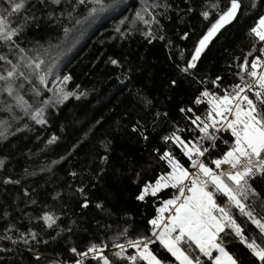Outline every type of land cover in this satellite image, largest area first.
Returning <instances> with one entry per match:
<instances>
[{"label": "trees", "instance_id": "16d2710c", "mask_svg": "<svg viewBox=\"0 0 264 264\" xmlns=\"http://www.w3.org/2000/svg\"><path fill=\"white\" fill-rule=\"evenodd\" d=\"M216 2L120 0L116 7L88 18L87 28L83 27L77 40H73V31L81 24L77 21L84 22L93 6L87 0L75 10L72 5L76 0H61L59 5H51L48 0L45 5L28 0L25 9L9 16L11 27L20 24L25 16L36 17L14 37L16 43L28 50L49 43L57 46L63 55L57 62L60 65L55 80L68 75L70 80L61 85L64 91L87 94L79 99L69 96L62 104L46 107L44 124H37L18 109L13 114L19 119L0 111V120L8 122L6 138L0 137V264H64L73 259L69 251L72 247L83 251L89 244L102 241L106 245L104 254L115 261L112 254L117 249L113 244L136 239L141 233L151 235L148 220L155 217L162 201L175 192L169 187L155 197L147 195L144 201L135 199L145 182H154L156 176L169 170L153 149L162 154L169 147L163 136L174 127H191L179 111L181 107L191 106L197 115L205 112L206 103L191 102L205 87L213 90L211 81L216 76L222 77V83L218 82L221 93L235 82L237 64L252 50L248 29L264 14V0H257L258 9H251L250 0H244L246 6L239 17L213 38L190 74L182 73L180 68L186 66L195 42L216 19L215 11L208 20L200 12L203 6ZM225 3L226 0H219L220 9ZM164 4L169 7L160 6ZM189 6L194 12L187 11ZM6 7L0 0V12ZM144 7L155 14V22L145 24L133 19ZM141 14L152 20L148 13ZM117 27L125 32L123 37ZM65 29L69 31L66 33ZM185 33L188 37L182 39ZM6 51L7 47L0 43V52ZM110 58L118 60V65L111 64ZM172 79L177 80L174 88L168 86ZM31 86L24 89L25 99L34 108L39 107L29 91ZM52 87L55 90L56 85ZM52 96L53 92L40 94V99ZM145 100L151 103L146 104ZM137 121L147 140L132 131ZM219 135L221 141L218 150L212 152L213 157L226 150L223 141L231 144L230 133ZM52 136L57 139L49 144ZM101 142L108 145L107 150ZM171 150L187 167L179 149L172 146ZM102 156L108 159L102 162ZM73 172L75 176L71 175ZM6 178L18 183H5ZM250 183L264 191V180L257 178ZM81 187L83 196L77 191ZM85 198L88 206L81 207ZM218 202L223 204V200ZM98 203L102 207L97 208ZM45 211L56 217L52 227L37 219ZM256 211L264 215L259 204ZM233 215L246 229V235L264 242L255 226L238 210L233 209ZM30 230L37 234V240L28 239L25 245L18 238ZM5 236L11 239H3ZM13 240L17 243L13 244ZM225 244L240 264H258L234 238L226 239ZM150 247L166 264H175L158 242ZM131 251L128 249L127 254ZM85 264L98 262L88 259Z\"/></svg>", "mask_w": 264, "mask_h": 264}, {"label": "snow or ice", "instance_id": "6c2138e0", "mask_svg": "<svg viewBox=\"0 0 264 264\" xmlns=\"http://www.w3.org/2000/svg\"><path fill=\"white\" fill-rule=\"evenodd\" d=\"M37 2L45 5V0ZM119 2L120 0H111V3L106 4L104 0H87V3L93 6L88 9L84 19L94 18L106 9L116 7ZM4 3L7 7L0 12V43L7 47V51L0 52V111L12 114L13 119H19L13 114L14 110L18 109L37 124H44L46 107L62 104L69 96L79 99L87 93L64 91L61 85L70 80V76L64 75L63 80L57 77V80L52 81L56 88L48 91L53 92V96L46 100L40 99V91L33 84V76L30 73H35V80L39 84H45L47 75L54 72L63 51L51 45L44 51L43 55L50 57L45 73V60L41 54L30 55L31 50L20 47L14 39L36 17L25 16L20 24L10 26L9 16L25 9L28 0H4ZM48 3L59 5L61 0H48ZM85 3L86 0H76L72 8L75 10L78 5ZM160 6L165 9L169 7L166 4ZM245 6L244 0H226L222 9L219 0L203 6L200 12L203 19L208 20L213 11L216 19L195 42L191 57L186 66L180 68V72L190 74L189 70L196 66V62L213 38L226 25L234 22ZM250 7L258 9L257 0H250ZM187 11L194 12V8L189 6ZM142 12L148 13L152 20H146ZM65 14L71 16V13ZM133 19L149 24L155 22L156 17L144 7L135 13ZM80 23L82 21L78 20L77 24ZM68 31L65 29L66 33ZM116 31L120 32L121 37L125 35L119 27ZM248 36L253 39L252 50L237 64L235 82L224 88L221 93L222 77L216 76L211 81L213 90L205 87L191 102L193 105L206 103L205 112L197 115L193 107H181L179 111L189 120L191 127H174L171 133L163 136V141L169 147H166L162 154L158 149H153L169 170L156 176L154 182H145L135 199L144 201L147 195L155 197L162 189L169 187L175 192L170 199L162 201L161 206L156 208L155 217L148 220L151 235L141 233L136 239H128L123 244H113L117 249L112 254L115 261H126L127 264H166L150 247L158 242L161 248L174 258L175 264H240L225 244L226 239L234 238L249 251L258 264H264V242H258L254 236L246 235V229L237 223L233 215V209L238 210L255 226L261 241H264V215H259L256 211L259 204L261 212H264V191H258L250 183L257 178L264 180V14H260L254 25L248 29ZM187 37L188 33H185L181 38ZM110 63L118 65L119 61L110 58ZM198 83L206 84L207 81ZM29 85H32L29 91L36 98L35 103H38L39 107L34 108L25 99L24 89ZM168 86L176 87L177 80H170ZM145 103L150 104L151 101L145 100ZM7 128L8 122L0 120V137L6 138ZM132 131L139 132L144 140L148 139L139 121L133 125ZM219 133H230L232 140L230 145L228 141H223L227 146L226 150L213 157L212 152L218 150L221 141ZM56 139L52 136L48 143L51 144ZM101 143L107 150L108 145ZM172 146L179 149L186 158L187 167L173 153ZM107 159V156L100 157L102 162ZM0 164H3V161H0ZM71 175L75 176L76 173ZM137 175L139 176V173ZM4 182L18 183L7 178ZM77 191L83 196L82 187ZM220 200H223V204L218 202ZM248 201H251V204ZM87 206L88 200L85 198L81 207ZM96 207L100 208L102 205L98 203ZM37 219L42 220L46 227H52L56 223V217L47 211ZM2 238L11 239L10 236ZM18 239L27 245L28 239L37 240V234L30 230L27 234L22 233ZM12 242L17 243L16 240ZM105 247L103 241L101 244H89L83 251L72 247L69 251L76 256L72 264H85L89 258L98 264H115L114 260L104 254ZM128 249L132 250L131 254H127Z\"/></svg>", "mask_w": 264, "mask_h": 264}, {"label": "rangeland", "instance_id": "374dc122", "mask_svg": "<svg viewBox=\"0 0 264 264\" xmlns=\"http://www.w3.org/2000/svg\"><path fill=\"white\" fill-rule=\"evenodd\" d=\"M87 24H88V22L86 23V20H85L84 22H82L80 24V26L76 30L73 31V33H74L73 40H77L79 38V36H80V34H81L82 30H83V27L87 28ZM67 39H68V37H67ZM50 45H51V43L47 44L45 47H38V48H36L34 50H31L29 52V54L32 55V56H36L37 53H40L41 54V57L45 60V63H48L50 61V57L45 56L43 54H44V51L46 49H48V47ZM51 46H54V45H51ZM59 65L60 64L57 63V66H56L54 72L47 75V76H50V77L47 79L46 83L43 84V85L39 84V82L37 80H35V76L33 77V84L40 91V94L50 93L51 91H48V90L49 89H53V87H52L53 86L52 81L55 80L56 70H58ZM32 73L33 72H31L30 75H32ZM45 73H47V70H45Z\"/></svg>", "mask_w": 264, "mask_h": 264}, {"label": "built area", "instance_id": "2783aa9c", "mask_svg": "<svg viewBox=\"0 0 264 264\" xmlns=\"http://www.w3.org/2000/svg\"><path fill=\"white\" fill-rule=\"evenodd\" d=\"M166 214V213H165ZM72 256H73V259L72 261L76 258L75 254L72 253ZM90 259V258H89ZM72 261L71 262H67V263H64V264H72Z\"/></svg>", "mask_w": 264, "mask_h": 264}]
</instances>
